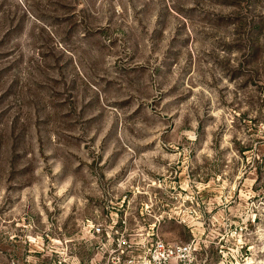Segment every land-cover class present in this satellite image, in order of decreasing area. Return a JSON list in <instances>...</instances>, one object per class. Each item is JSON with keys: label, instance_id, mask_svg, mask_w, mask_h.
I'll return each mask as SVG.
<instances>
[{"label": "rangeland", "instance_id": "obj_1", "mask_svg": "<svg viewBox=\"0 0 264 264\" xmlns=\"http://www.w3.org/2000/svg\"><path fill=\"white\" fill-rule=\"evenodd\" d=\"M259 16L0 0V264H139L156 238L264 264V90L238 46Z\"/></svg>", "mask_w": 264, "mask_h": 264}, {"label": "trees", "instance_id": "obj_2", "mask_svg": "<svg viewBox=\"0 0 264 264\" xmlns=\"http://www.w3.org/2000/svg\"><path fill=\"white\" fill-rule=\"evenodd\" d=\"M240 22L246 25L243 19ZM252 24L250 32H243L238 39L239 50L247 51L248 55L242 78L264 90V16L257 17Z\"/></svg>", "mask_w": 264, "mask_h": 264}, {"label": "built area", "instance_id": "obj_3", "mask_svg": "<svg viewBox=\"0 0 264 264\" xmlns=\"http://www.w3.org/2000/svg\"><path fill=\"white\" fill-rule=\"evenodd\" d=\"M199 248L195 240L170 244L161 238H156L148 251L143 256H139V264H201L198 260Z\"/></svg>", "mask_w": 264, "mask_h": 264}]
</instances>
